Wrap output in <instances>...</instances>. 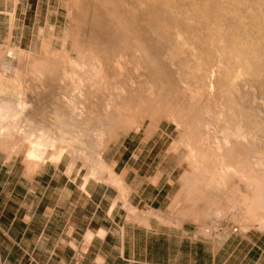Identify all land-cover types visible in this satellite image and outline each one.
<instances>
[{
	"label": "crops",
	"instance_id": "0c3cea01",
	"mask_svg": "<svg viewBox=\"0 0 264 264\" xmlns=\"http://www.w3.org/2000/svg\"><path fill=\"white\" fill-rule=\"evenodd\" d=\"M51 3L0 0V46L16 49L8 55L13 57L24 43L31 46L45 39ZM40 28L43 33L36 34ZM3 55L0 52V106L16 109L19 75L33 72L2 65ZM9 84L15 85L10 93ZM8 133L0 129V264L264 263V257H252L255 242L250 230L245 233L250 248L243 249L244 238L238 233L223 228L205 235L151 214L170 213L181 186L180 164L162 156L156 146L129 144L122 152L125 160L116 162L119 151L110 145L103 160L112 173L106 171L104 179H98L64 156L37 168L18 156L9 159L7 155L15 152V134ZM7 135L10 140L3 139ZM105 162L97 164L105 167ZM115 174L121 184L114 181Z\"/></svg>",
	"mask_w": 264,
	"mask_h": 264
},
{
	"label": "rangeland",
	"instance_id": "374dc122",
	"mask_svg": "<svg viewBox=\"0 0 264 264\" xmlns=\"http://www.w3.org/2000/svg\"><path fill=\"white\" fill-rule=\"evenodd\" d=\"M51 4H52L51 17H50L51 25L47 29L45 28L46 29L44 32L45 39L43 41L35 42L31 46L29 43H24L26 47H24V46L20 47L17 50V52H13V57L8 55L6 52L9 50H15L16 51V49L10 48V47L8 48V47L0 46V52L4 53V55L2 57V62H1L2 65L5 66V65L14 64V65H18L19 67H29L30 71L33 72V73H29L28 75L27 74H22V75L20 74L19 79H18V82H19L18 91H19V93L18 92L17 93H18V95L21 92L23 93L22 102L23 103L25 102V104H27L30 108V109H27L26 112H24L25 117L22 116V114L17 113V111L14 112L15 114L11 113L12 117L10 116V118L14 117L13 119H17L18 118L17 114L19 115V118H20V119H17L18 121L14 120L16 123L14 122L15 124L13 125V120L10 121L11 119H9V116L6 115V118L8 116L6 122H8L9 125L11 123L12 126H14V128L18 127L17 129L20 131H17L16 129L14 130V128L12 131L11 125H10L11 128H9L10 131H9V129H8V131L7 130L4 131L5 129L3 130V128L2 129L0 128L1 131L3 130L2 133H4V134H7L8 132H12V134H15V137L12 139L14 143H13V149L11 150V151H15V152L8 154L7 155L8 158L10 159L12 156H18L19 161L37 168L40 164H42L46 161L58 162L64 156L67 159H71V161L73 163H75V162L79 163L84 168L88 169V171H90V173L92 172V175L95 176L96 178L104 179V178H102V175L108 170H110V173H112V169H113L112 166H108L106 164V162L103 160L104 159L103 153L110 145H116L115 151H119L116 158H115L116 162H118V161L122 162L123 160H125L123 158L124 155H122L124 146H128L129 144L132 147L144 145V144L147 145L148 147L156 146L157 147L156 151L160 152L162 154V156L167 155V156L171 157L173 162H175V163L178 162L180 164V166H181V169H180V172H181L180 185L181 186H180L179 193H178L177 197L175 198V201H174V204L172 206L170 213L168 212V214H167V213H161V212H152L151 214L159 217V219L164 223L178 225V226L185 224L187 226H191L192 230H197L199 233H202L205 235H213L215 231L222 230L223 228L227 229L231 232L238 233V234L242 235L244 238V240H243L244 245L242 246L243 249L250 248V246H248V244H245V243L249 242L248 238L250 237L249 233L247 235H245V233H246V231L250 230L251 232L254 233V234H252V236H253V241L255 242V245L252 246V247H254V249L252 250V257L255 258V260L259 259V257L260 258L264 257V256H262L263 251H264V235L260 234L259 232H256V231H264V229L261 228V223L263 222L262 220L264 219L263 218L264 216L263 217L261 216V215H264V208H263L264 206L261 207L262 208L261 212L263 211L262 213L260 212V210H258V209H260L259 207L256 208L252 212V214H251V212L250 213L248 212L250 215H248L247 212H245L243 214L239 212V210H241L239 208L240 204L242 205L243 201L247 200V199H245V197L246 198L253 197L252 191L254 190L253 186L255 187V184L253 182H250V181L246 182L249 184H245V181H242L241 178L238 176V174H234V172H237V170H239V168L241 169V167L238 166L235 162L232 163L230 166L231 169H234L235 171L232 172L233 175L231 173H229L232 175V176L231 175H229V176H231L232 178H233V176L234 177L236 176V177H239L240 179L235 177L233 179L230 178L228 180V179L222 177L223 175H225V172L222 169L220 170L219 167L222 168L221 165H223V167H225L226 164H224V163L221 164L219 162L221 165L219 164V167H218V164H217L218 161H216V160L219 159L220 153L218 154V152L216 151V149H214V147L211 149V151H212L211 157L214 158V156H216L217 154L218 155L216 156L215 161H211L213 163L208 162L209 159L212 160L211 157L210 158L208 157V155L211 153L210 150H207V152L210 151V153L208 152V153L204 154V152H203V155H205V156H203V159H205L204 162L206 161L205 162L206 165L204 162L198 163L197 161H194V159H196V158H192L194 156L191 152L192 150H194V153H196V152H199L201 149H202V151H203V149H204V151H206L205 150L206 147H207V149H210V148H208V146H206L208 142H204V139H205V141H208V137H209L208 136L207 138H205V136L207 135L206 133L205 134L203 133L205 135L203 138L202 133H201V135L195 134L194 132H191L189 130V128L187 127L188 125H186V124H188L187 123L188 121H191L194 118L191 115H189V113H188L189 110L187 109L188 108L187 105H188L189 100L191 98V93H192V91H198L200 87L202 88V85L197 80L194 81V79H192V73L190 72L191 71L190 68L187 69V66H186L185 67L186 69H185V68H183L185 66L184 65L182 67V69L179 68L180 69L179 70L178 66H175V62L177 60H178L177 62L180 61L179 56L182 55V52L184 53L186 51L185 53L187 55V53L189 51V48H188V51L186 50L187 48L186 49L180 48L183 45V40H185L186 38L185 39L183 38V40H181L182 42L178 41V43L174 42V41L168 42L167 39L162 40L158 36L153 35L151 32H149L150 30L149 31L147 30L148 28H146L145 25L144 26L142 25L141 28H139V30L142 28L144 29V31L140 30V32H143V34L142 33L139 34V37L141 35L142 38L141 37L140 38L145 39V41H146L145 43H147L149 45H153L157 49L159 48L157 50V53L159 51L158 55L160 57L157 54L153 53L152 57L149 60H151L152 62H154V61L157 62L159 64V66L165 65V64L168 65V66H166L168 68L167 69V75L170 78H168L169 83H167L168 85L166 84L167 86L165 85L164 87L160 88V87H158L157 84H155L157 86L153 85L154 84L153 81H155V79H154L155 76H153L155 74L153 71L155 70V72H157L158 70H161L162 68H157L156 66L154 68L151 65L149 66L148 63L144 64L145 61L142 63L143 66L140 65V68L136 69L135 67H129V69L127 71H125V74H123L121 77H118V76H120L118 74L119 72H116V71L110 72V70H109V72L107 71V74H110V75H106V73H105L106 78L108 77L107 79L106 78L103 79V77H102L103 74L100 73V74H102L101 80H99L100 74H98V76H96L97 80L96 79L94 80L95 76L93 73V75H92L93 79L91 77V79H89L86 82L87 85L85 84L86 86H84L85 87L84 90L87 94H86V98L81 100L82 101L81 106H83L82 109L83 110L85 109V112L87 111L86 113L84 112L86 114V116L90 112L89 116H90V118L92 116L93 121H94V118L96 116H98V113L99 114L102 113L101 117L103 116V114H105V113H103L105 111L103 109H105V106L110 101V99L114 98L113 96H115V94H116V96L119 95L118 93H120L122 88L125 91L128 90L127 92L134 90L135 95L138 96L135 99H133V104H130V106L126 107L125 111L123 112V117L120 118L119 120H117L114 127H113L115 134L107 141L106 146H105L104 150L102 151L101 160L103 163L105 162V167L97 164L98 162L96 161L95 154L93 151V148L95 146V141H96L95 135L98 132V129L100 128V125L102 123L101 124L99 123V125H97L98 123H96L97 122L96 120H95L96 122L95 121L89 122L92 119L85 120L86 125H87V122L89 123L88 124L89 126L87 125L88 127L86 125H84V123H82V122H84L82 120H80L78 123L79 124L78 128L81 127V129H82V126H83L84 130L85 129L90 130L92 128V125H94V127H93L94 130L92 129V130L88 131V132H90V133H88V135H90V137L89 136L86 137V134H87V132H85L86 130L84 131L82 129V131H81L79 128V133L81 131V133H80L81 136L83 135V137H86V138H84L85 140L81 141L84 144L81 142L80 143L77 142L76 144L70 146L72 148H70V147L66 148L67 144L64 145L65 146V149H64L65 153H63V155L61 156V158L59 160H57L55 158L56 154L58 153V151L56 150L57 147L50 148L49 151L47 152L46 156H45V159L43 161H40L38 164L37 163L32 164L31 162H29L27 160V157H26L27 151L26 150H28L30 148L29 147L30 145L28 144L30 142V140H27L28 143H25L27 136H28L27 139H34L35 136H37L40 132H42L44 130V131H49V133L51 132L52 134L54 133L55 135H60L61 138H63V137L65 138L66 136L68 138L71 137V134H69V132H71L70 130H72V129H70V127L68 129L66 127V123L64 125V121L68 117L64 116L65 115L64 111H65L66 105H63V104H65V102L62 99H63V94H65L67 90H68V93H71L72 90L71 89L69 90L66 88L67 83L65 84L66 79L64 80V77L66 76L65 71H67V70L72 71V69H73V71L76 70L77 72H80L81 69L80 68L77 69L74 67L70 68L71 66H69L70 69H68L67 64H66V62L68 61L67 57L77 60L80 58V56L82 57L85 55L84 57L89 56L91 58L92 56H94V54L96 55V52L98 51V49L96 50V48H95L96 45H94L96 43H94V42H97V40H96V38H94V36H92L93 34H91L92 30L96 28V25H97L96 29L99 28V30H93V31H97V32L101 31L100 32L101 34H99V35L100 36H106L104 38H107L106 40L108 41V43L111 42L113 39H119V40H127L133 44V43H135V39H137V38H135L134 32H132L133 30L130 31V28H128V26L123 27L125 25L124 24V18H125L124 15L126 14L125 10L121 6L118 7L119 5L115 6L112 4V7H111V3L109 2V0H63L60 3H57L54 0H52ZM113 6L115 8L116 7L117 8L113 9L114 8ZM114 10H116V11H114ZM57 12H58V14H57ZM117 14H121L122 16L121 15L116 16ZM113 15H114V17H113ZM119 16L121 17V19L119 18ZM122 21H123V23H121ZM112 22H114L113 24L117 23V24H115L116 27L112 24ZM250 24L253 26L251 27V29H250L251 25L250 26L248 25L249 27L247 26L249 29V32H247V33H249L251 35L252 31L253 30L256 31L258 29V27L254 23L253 24L250 23ZM104 25H105V27L110 25L109 27L112 30H110L109 27H107L108 29L106 28L107 29V32H106L105 31L106 29H104L105 28ZM101 26H103L104 28H102ZM120 26H121V28H120ZM102 29H104L103 30L104 34L102 32ZM123 30H125V32ZM250 30H252V31H250ZM119 31H120V33H119ZM126 31H128L129 33H127ZM255 31H253V32L255 33ZM42 33L43 32L41 31V28H40V31L36 32V34H42ZM254 33H252V35ZM119 34L121 35V37ZM129 34H130V36H129ZM132 34H133V37H131ZM92 37L95 40H93ZM143 37H145V38H143ZM108 38H111V39L109 40ZM186 40L184 42H188ZM194 40L196 42H198V40H196V38L193 39V41ZM153 41L155 43H152ZM164 41H165V43H163ZM166 41L168 43L171 42L169 44L171 46V48H172L173 42H174L173 46H175L177 44L178 45V46L176 45L177 47H179V43L181 42L180 47L177 48L178 52L175 50L176 47H174L173 48L174 50H172L169 47V45H167L168 43ZM80 43L83 45V49L81 47H78L81 45ZM169 48L171 49V51H175L176 53L171 52ZM99 50H101V49H99ZM81 51H82V53H81ZM195 52L193 50H192V53H191V51H189L188 57L189 56L192 58H193V56L195 57L194 59L188 58L190 61L191 60L195 61L198 59L195 56V54H196ZM185 53L183 54L184 57H185ZM174 54L177 55V57ZM183 55H182V57H183ZM89 57H87V58H89ZM182 57H180V59H182ZM156 58H159L160 60L156 59ZM162 59H163V61H162ZM173 59H176V60H173ZM136 61H137V59H136ZM215 61L216 62L214 64L213 70L215 71V69H217L220 71V72L218 71V73H217V71L212 73V74L216 73L215 74V76H216L217 74L218 75L221 74L222 71H221L219 59L217 58ZM216 64H217L218 68L215 67ZM64 68H66V69H64ZM39 70L42 72V75H40L41 73L38 72ZM182 70H184V73L185 72L186 73L185 74L181 73V72H183ZM187 70H188V73H187ZM10 71L11 70H7L6 72L10 73ZM38 75L41 77L42 76L45 77V79L38 77ZM114 75L117 78L116 80H114V79L112 80V77ZM110 76H111V78H109ZM189 76L191 77V80H190ZM212 76L214 78V75H212ZM37 77L40 80H38ZM144 77H146V79ZM28 78H29V81H27ZM122 78H123V80H122ZM128 79H133L135 81H133V82L128 81L127 82ZM98 80H99V82H98ZM105 80H107V81H105ZM120 80H122V81H120ZM149 81H151V82H149ZM75 83L78 84L77 82H75ZM75 83H74V85H72V86H74V90H75V85H76ZM77 87H79V85L76 86L75 91H79V88L77 90ZM14 88H15V85L9 84V88L7 91H9V93H10L14 90ZM162 88L164 91L162 90ZM250 88L251 87H249V89L247 90L250 95L252 94L249 99L252 102L251 104L255 106L254 101H259V100H256L257 97H258V99L259 98L261 99L262 98L261 96H263V94L259 93V91H257V93H258V95H257L256 89L254 90L253 89L254 87L251 89ZM157 89L159 92L157 91ZM36 91H37V93H36ZM150 91H152V92L150 93ZM156 91L158 94L156 93ZM253 91L255 93H253ZM255 94L257 95V97L255 96ZM18 95H17V97H18L17 100H18V106H19V102L21 101L20 100L21 98H19ZM116 96H115V98H116ZM11 99L14 100L15 98L11 97ZM23 100H25V101H23ZM165 100H167V101H165ZM145 102L149 106H146L144 104ZM167 102H169V103L167 104ZM177 104L179 106L180 105H182V106H180V107L176 106ZM9 107H11V106H8V108ZM11 108L13 109L15 107H11ZM57 108L59 109V111H61V110L62 111L60 113H58L59 111H57ZM179 110H180V112L178 113ZM174 111H175V113H174ZM182 111H184V112H182ZM62 113H63V116H62ZM67 113L68 112H66V114ZM180 113H181V116L179 115ZM8 114H10V113H8ZM178 115L180 116L179 118H178ZM182 115L185 117L188 116V120H187V118L182 117ZM21 116H22V119H21ZM61 116L63 118L65 117V119H62ZM4 117H5V115H4ZM183 118H185V119H183ZM8 119H9V121H8ZM57 119H58V121L60 119H62L63 123L58 122ZM17 122H18L19 126H18ZM80 122L83 125H81ZM104 122H106V120ZM104 122H103V126L105 124ZM16 124H17V126H15ZM56 124L57 125L59 124L58 128H57V126L55 127ZM62 125H64L66 128L63 127ZM72 125H74V123ZM75 126H76V124L73 127V132H71V133H74L75 130L78 131V128H75ZM84 126L86 128H84ZM97 126H99V127H97ZM20 127H21V129H20ZM74 128H75V130H74ZM95 128L97 131H95ZM187 128H188V130H187ZM65 129H68L69 132ZM24 132H25V135H24ZM84 132H85V134H84ZM188 132H191L190 136H189ZM76 133H78V132H76ZM29 134H30V136H29ZM192 134H194V135H192ZM191 136H192V138L195 137V140L193 138L194 141H191ZM198 136L199 137L201 136V137L198 139ZM83 137H82V139H83ZM6 138H8L10 140L11 136L7 135L3 139L8 140ZM188 141H190L191 144L193 143V145L191 146L189 144L190 142H188ZM196 142L197 143L199 142V145L196 144ZM194 144H195V146H194ZM200 144H202V145H200ZM203 145L206 147L200 148V147H204ZM73 146H74V148H73ZM195 147H196V149H195ZM197 147L199 148L198 151H197ZM59 148H61V146L58 147L57 149H59ZM190 152H191V154H190ZM215 152H216V155L214 154ZM195 162H197V163L195 164ZM214 162L216 163V165L214 164ZM207 163H208L210 168L208 167ZM211 164L212 165L214 164L212 167L213 169L211 168ZM207 167L210 170L206 171V169H208ZM214 168L216 169L215 171H214ZM212 170L214 172H211L212 174H210V171H212ZM219 170H220V172L223 171L224 174L219 172L220 174H222V175H219L217 173ZM198 172L199 173L202 172V173L199 174ZM215 172H216V175L214 176ZM113 173H114V171H113ZM212 175H213V177H212ZM115 176H114V181H116V179H118L116 181V183L121 184L122 178L116 174H115ZM210 176H211V178H210ZM220 176L222 179L219 178ZM212 178L213 179L215 178L214 179L215 181ZM227 180H228V182H227ZM240 180H241V182H240ZM207 182L208 183L213 182V183L208 184ZM225 182H227V183H225ZM250 183L251 184L253 183L252 184L253 186ZM241 193H243L244 196H242ZM245 194L248 197L245 196ZM232 205L234 206V209L231 208ZM237 207L239 210L237 209ZM235 209H237V210H235ZM232 210L235 212L237 211V215H235V214L233 215V213H235V212H233ZM238 212L241 215L238 214ZM230 213H232V214H230ZM171 214H172V216H170ZM258 221H260V222H258Z\"/></svg>",
	"mask_w": 264,
	"mask_h": 264
},
{
	"label": "bare ground",
	"instance_id": "6f19581e",
	"mask_svg": "<svg viewBox=\"0 0 264 264\" xmlns=\"http://www.w3.org/2000/svg\"><path fill=\"white\" fill-rule=\"evenodd\" d=\"M109 2L111 3V7H112V4L115 6L119 5L118 7L121 6L125 10L126 14L124 15L125 16L124 24L126 26L124 25L123 27L128 26V28H130V31L133 30L132 32H134L135 38H137V39H135V43H133V44L127 40H119V39H113L111 42L108 43V41L106 40L107 38H104L106 36H100L99 35V34H101L100 33L101 31L100 32L98 31L99 33L97 31H93V30H99V28L96 29L97 28V25H96V28L93 29L92 33H91V34H93L92 36H94V38H96V40H97V42H94V43H96V44H94V45H96L95 46L96 50L98 49V51L96 52V55L94 54V56H92L91 58L89 56H87L89 58L84 57L85 55L82 57L80 56V58L77 60L67 57L68 61L66 60L67 61L66 64H67L68 69L74 67L77 69L80 68L81 70H80V72H77L75 69H74L75 71H73V69H72V71H69V70L65 71L66 76L64 77V80L66 79L65 80L66 81L65 84L67 83L66 88L69 90L71 89L72 92L68 93V90H67L66 93L63 94L62 100L65 102V104H63V105H66L65 111H64L65 112L64 116L68 117L66 119H65V117L63 118L62 117L63 113H62L61 118L65 119L64 125L66 123V127L68 129L70 127V129H72L70 131L73 132L74 125L76 124L75 128H78V126H79L78 123L80 120L84 121V122H82V121L81 122L84 123V125H86L85 120L92 119V116H91V118L89 116L90 112L86 116L85 113L87 111L85 112V109L84 110L82 109L83 106H81L82 105L81 100L86 98L87 93L84 90L85 89L84 86L87 85L86 82L89 79H91L93 73L95 76L94 80L97 78L96 76H98V74H100V73H102L103 75L102 74L99 75V77H100L99 80H101L102 77H103V79L106 78V75H110V74H107V71L109 72V70H110V72L111 71L119 72L118 74L120 76H118V77H121L123 74H125V71H127L129 69V67H135L136 69L140 68V65L143 66L142 63L145 61L144 64L148 63L149 66L151 65L154 68H155V66L157 68H162L161 70H158L157 72H155V70L153 71L155 74V75H153V76H155V78L153 77L155 79V81H153L154 82L153 85L157 84L158 87L161 88V87H164L167 83H169L168 78H170V77L167 75V69L168 68L166 67L168 65L167 64L160 65L161 66L160 67L157 62H155V61L152 62L151 60H149L152 57L153 53H155L157 55L159 54V51L157 53V50L159 48L157 49L155 46L145 43L146 41H145V39H141L142 38L141 35H140L141 38L139 37V34H141V33L143 34V32H140V30L144 31L143 28L139 30V28H141L142 25L143 26L145 25L146 28H148L147 30L148 31L150 30L149 32H151L153 35L158 36L162 40L167 39L168 42L174 41V42L178 43V41H181V40H183V38L184 39L186 38L187 40L186 39L185 40L188 42H184L185 40H183V45H182V47H180L181 42H182L181 41L179 43V47L183 48V49L187 48L186 49L187 51L189 48V51H191V53H192V50L194 52L196 51L195 56L198 59L195 61H193V60L190 61L188 58L194 59L195 57L194 56H193V58L190 56L188 57L189 51H188L187 55H186V53H185L186 51H185L184 52L185 57L183 55L184 54L183 52H182L183 57H182V55H180V56L178 55L180 61L177 62L178 61L177 60L175 62V66H178V69L179 68L182 69V67L184 65L185 66L183 68H185L186 66H187V69L190 68L191 69L190 72L192 73V79H194V81L197 80L202 85V88L200 87L198 91H192V93H191V98H190L189 103L187 105V107H188L187 109L189 110V112H188L189 115H191L194 118H193V120L190 119L191 121H188V122L186 121L188 124H186V123L185 124L188 125L187 127L189 128V130L191 132H194L195 134L201 135V133L202 134L206 133L207 135L205 136L203 134L202 137L204 138V136H205V138H207L209 136L208 141H205V139H204V142H208L206 146H208V148H210V149H207V147L204 145H203L204 147L199 146L200 148L206 147V149H205L206 151H204V149L202 151V149H201L199 152L194 153V150H192L191 152L194 155L192 158H196V159H194V161H197L198 163L199 162L203 163L205 160V159H203V156H205V155H203V152H204V154L208 153V152L210 153L211 149L214 147V149H216L218 154L220 153V155H219L220 157L218 156L219 159L217 158L218 160H216V156L218 154L216 155V152H215L214 154L216 156H214V158H212L211 157L212 151H211V153L208 155V157L209 158L211 157L212 160L208 158L209 159L208 162L216 160V161H218V163H217L218 167H219L220 163L226 164L225 167H223V165L220 164L222 168L219 167V169L224 170L225 175H223L222 177H224L228 180L230 178H232L231 177L233 175L232 172L235 171L234 169H231V167H230L231 164L235 162L238 166L241 167V169L238 167L239 170H237V172H234V174H238V176L241 178V180L245 181V184H249V183H246L249 181L253 182L255 184V187H254L252 185L253 183L252 184L250 183L254 188V190L252 191L253 197L249 198L245 194V196H247L249 199L245 197V199H247V200L246 201L244 200L242 205L240 204L239 208L241 210H239L238 207H237V209L242 214L245 212H247V213L251 212V214H252V212L256 208L259 207L260 209H258V210H260V212H261V209H262L261 207L264 206V97H263L264 96V0H133V1L132 0H109ZM116 8L114 7L113 9H116ZM114 11H116V10H114ZM118 15H121V14H117L116 16H118ZM113 17H114V15H113ZM119 18L121 19L120 16H119ZM249 22L252 24L254 23L258 27V29L256 28L257 29L256 31L253 30V31H255V33L252 30H250V31H252V33H254L253 35H252V33H251V35L249 33H247V32H249L248 27L251 25ZM113 23L114 22H112V24ZM121 23H123V21ZM115 24H117V23H115ZM115 24H113V25L115 26ZM109 26H107V27H109ZM121 26H120V28H121ZM252 26L253 25L250 26V29ZM101 27L104 28L105 25H104V27L103 26H101ZM107 27H105L104 29H106ZM104 29H102L103 34H104V31H103ZM107 29L105 30L106 32H107ZM109 29H110V27H109ZM110 30H112V29H110ZM123 31L125 32V30H123ZM126 32L129 33L128 31H126ZM119 33H120V31H119ZM129 36H130V34H129ZM120 37H121V35H120ZM131 37H133V34ZM94 38H93V40H95ZM143 38H145V37H143ZM195 38H196V40H198V42H196L195 40L193 41V39H195ZM108 39L110 40L111 38H108ZM174 42H173V45H174ZM152 43H155V42L153 41ZM163 43H165V41ZM170 43H168L167 45H169ZM173 45H172V48L170 45H169V47L172 50H174L173 48L176 47L175 50L177 51V48H179V47H177L178 45L177 44H176L177 46L176 45L173 46ZM78 47H81L83 49L82 44ZM99 49H101V50H99ZM171 49H170V51H171ZM171 52L176 53L175 51H171ZM81 53H82V51H81ZM175 56L177 57V55H175ZM180 57H182V59H180ZM217 58L219 59V63H220V67H221L222 72H221V74H219V75L217 74L215 76L216 73L215 74H212V73L215 71H217V73H218V71H219L217 69H215V71L213 70L214 64L216 62L215 60ZM136 59H137V61H136ZM156 59H159V58H156ZM173 60H176V59H173ZM162 61H163V59H162ZM69 66H71V67L69 68ZM215 67H217V64ZM64 69H66V68H64ZM184 70H182L183 72H181V73H184ZM38 72H40L41 73L40 75H42V72L40 70ZM105 73H106V75H105ZM187 73H188V70H187ZM211 74L214 75V78ZM101 75H102V77H101ZM38 77H41V76L38 75ZM41 78L45 79V77H43V76ZM109 78H111V76ZM144 78L146 79V77H144ZM92 79H93V77H92ZM113 79L114 80L117 79L115 75L112 77V80ZM38 80H40V79L38 78ZM99 80H98V82H99ZM122 80H123V78H122ZM122 80H120V81H122ZM190 80H191V77H190ZM105 81H107V80H105ZM128 81L133 82L135 80L128 79L127 82ZM151 81H149V82H151ZM75 82H77L78 84H76ZM74 83L76 84L75 90H76V86L79 85V87H77V90L79 88V91L74 90V86H72V85H74ZM157 85H155V86H157ZM249 87H251V88L254 87L253 89L254 90L256 89V93H257V91H259V93L263 94V96H261L259 94L262 97L261 99L260 98L258 99V97H257L258 93H257V95L255 94V96L257 97V99L256 98L255 99L259 100V101H254L255 106L251 104L252 102L249 99L252 95V94L250 95L249 92L247 91L249 89ZM162 90H163V88H162ZM127 91L128 90L125 91L122 88L120 93H118L119 95L116 96V94H115L116 98H115V96L112 95L114 98H111L110 101L105 106V109H103V110H105L103 112V113H105V114H103L104 117L103 116L101 117L102 113L101 114L98 113V116H96L94 118V121L96 120L97 122L96 121L95 122L98 123L97 125H99V123L100 124L102 123L100 125V128L99 129L97 128L98 132L95 135L96 141H95V146L93 148L96 161L98 163L100 162V164L102 163V160H101L102 151L104 150L107 141L115 134L113 127H114L116 121L123 117V112L125 111L126 107L130 106V104H133V99L138 97L137 95H135L134 90H132L130 92H127ZM157 91H158V89H157ZM157 91H156V93H157ZM17 92L19 93V91H17ZM151 92L152 91H150V93ZM18 93H17V95H18ZM36 93H37V91H36ZM253 93H255V92L253 91ZM18 96H19V98H21L20 99L21 101L19 100L20 101L19 106L17 104L16 109L15 108L12 109L11 107H9L10 108L9 109L8 108V106H10L9 103H8L9 105L7 107L5 105L2 106L5 103L1 104V106H0V107H2L1 108V110H2L1 114H3L2 117L4 118L2 120V122H0V126H1L0 128L1 129L3 128V130L5 129L4 131H6V130L8 131V129L11 127H12L11 130L13 131V128H14V126H12L11 123H10V125H11V127H10L9 123L6 122L8 116H9V119H11L10 121L13 120V125L16 123L14 120L18 121L17 119H20L18 114H17V116H18L17 119H13L14 117L10 118V116H11L10 114L12 111L14 113L16 110L17 113H20V114H22V116H24V112H26L27 109H30L29 106L27 104H25V102L24 103L22 102L23 93L21 92ZM23 101H25V100H23ZM165 101H167V100H165ZM168 103L169 102H167V104ZM144 104L146 106H149L148 104H146V102ZM176 106H179V105L177 104ZM180 106H182V105H180ZM57 111H59L58 108H57ZM61 111H59L58 113H60ZM66 112H68V113L66 114ZM179 112H180V110L178 111V113ZM182 112H184V111H182ZM8 113H10V114H8ZM174 113H175V111H174ZM4 115L5 116L8 115L7 118L4 117ZM179 115L181 116V113ZM179 115H178V118L180 117ZM22 116H21V119H22ZM182 117H185V116L182 115ZM185 118H187V120H188V116ZM185 118H183V119H185ZM62 119H60L59 121L57 119V121L63 123ZM105 120H106V122H104ZM94 121L92 119L89 122H94ZM81 122H80V124L83 125ZM103 122L105 123L104 126H103ZM73 123H74V125H72ZM17 124H18V122H17ZM17 124L15 126H17ZM88 124L89 123L87 122V125ZM64 125H62V126L65 127ZM18 126H19V124H18ZM56 126L58 128L59 124L58 125L56 124L55 127ZM93 127H94V125H92V128L90 127L91 128L90 130H92ZM97 127H99V126H97ZM17 128L18 127H15L14 130L16 129L17 131H20ZM75 128H74V130H75ZM79 128L82 131L83 126H82V129H81V127H79ZM79 128H78V131L75 130L78 133H76L75 131H74V133H71L68 131V129H65L69 132V134H71L70 138H68L67 136L65 138L64 137L61 138L60 135H55L54 133L52 134L51 132L49 133V131H44V130L42 132H40L37 136H35L34 139H27L28 136L26 135L27 136V137L25 136L26 141L30 140L29 143H28V141L27 142L25 141V143H28L30 145L29 146L30 148L28 150H26L27 151V154H26L27 160L29 162H31L32 164H35V163L38 164L40 161H43L45 159V156H46V154L50 148H52V147L58 148L61 146V148H59V149L56 148L58 153L56 154L55 158L57 160H59L61 158V156L63 155V153H65L64 152L65 151L64 145L67 144L66 148H69L70 146L76 144L77 142L80 143L81 141L85 140L84 138H86L87 136L90 137V135H88V133H90L88 131H90V130L85 129L86 130L85 131L83 129L85 132H87L86 137H83V135L81 136V134H80L81 131L79 133ZM84 128H86V127L84 126ZM188 128H187V130H188ZM20 129H21V127H20ZM3 130H2V132H3ZM9 131H10V129H9ZM95 131H97L96 128H95ZM85 132H84V134H85ZM191 132H188L189 136H190ZM24 135H25V132H24ZM192 135H194V134H192ZM29 136H30V134H29ZM82 137H83V139H82ZM200 137L198 136V139ZM193 138L195 140V137H193ZM193 138L191 136V141H194ZM188 142H190V141H188ZM81 143H83V142H81ZM189 144L191 146L193 145V143L191 144V142ZM196 144L199 145V142L198 143L196 142ZM200 145H202V144H200ZM194 146H195V144H194ZM70 148H72V147H70ZM73 148H74V146H73ZM195 149H196V147H195ZM198 149L199 148L197 147V151H198ZM207 150H210V151L207 152ZM191 152H190V154H191ZM197 162H195V164ZM211 163H213V162H211ZM214 164L216 165L215 162H214ZM205 165H206V163H205ZM207 165H208V163H207ZM213 165L211 164V168L213 167ZM208 167H209V165H208ZM209 168L206 169V171L210 170ZM215 170L216 169L214 168V171ZM220 170L217 173L219 175L224 174L223 171L220 172ZM108 171H110V170H108ZM214 171L213 170L210 171V174H212L211 172H214ZM219 172L222 174H220ZM201 173H199V174H201ZM229 173H231L232 175ZM215 175H216V172H215L214 176ZM229 175H231V176H229ZM212 177H213V175H212ZM235 177L233 176V178H235ZM239 177H236V178H239ZM210 178H211V176H210ZM219 178H221V176ZM228 180H227V182H228ZM241 180H240V182H241ZM227 182H225V183H227ZM212 183H208V184H212ZM243 193H241L242 196H244ZM232 206H231V208L234 209V206L233 207ZM237 209H235V210H237ZM233 212H235V211H233ZM239 212H238V214H240ZM249 213H248V215H250ZM230 214H232V213H230ZM234 214L237 215V211L235 213H233V215ZM261 216L263 217L264 215H261ZM262 221H261L262 222L261 228L264 229V219ZM258 222H260V221H258Z\"/></svg>",
	"mask_w": 264,
	"mask_h": 264
}]
</instances>
